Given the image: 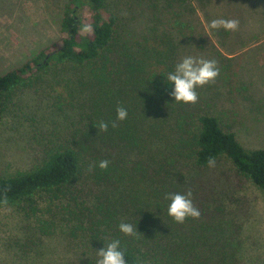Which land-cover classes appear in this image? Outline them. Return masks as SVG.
Returning <instances> with one entry per match:
<instances>
[{
    "label": "trees",
    "instance_id": "obj_1",
    "mask_svg": "<svg viewBox=\"0 0 264 264\" xmlns=\"http://www.w3.org/2000/svg\"><path fill=\"white\" fill-rule=\"evenodd\" d=\"M132 1L66 0L61 38L0 75V100H9L15 90L51 70L69 74L68 94L79 101L75 120L67 122L72 129L54 139L37 165L0 176V206L23 203L34 214L40 212L36 198L44 195L47 210L59 208L67 217L62 218L65 225L74 219L71 227L94 241L98 251L119 239L126 264H232V256L213 244L210 228L190 217L179 224L168 215L170 202L146 181L145 172L152 166L158 177L181 179V170L190 173L207 168L209 157L225 158L264 198V150L243 149L214 116L188 113L186 103L175 101L174 85L165 78L179 63L175 38L157 31L159 21L164 23L155 14L142 34H133L127 24L132 17L124 15ZM163 1L166 8L177 7L170 13L174 16L186 11V0ZM85 25L93 30L83 32ZM120 106L128 112L123 121L116 118ZM100 121L108 123L106 132L96 127ZM120 146L149 163L121 167L120 160L106 154ZM105 159L107 169L89 171ZM89 182L91 193L80 198L79 187ZM90 197L93 204L87 206L84 199ZM121 222L132 224L134 235L120 232ZM48 223L40 222L46 234L55 226Z\"/></svg>",
    "mask_w": 264,
    "mask_h": 264
},
{
    "label": "rangeland",
    "instance_id": "obj_2",
    "mask_svg": "<svg viewBox=\"0 0 264 264\" xmlns=\"http://www.w3.org/2000/svg\"><path fill=\"white\" fill-rule=\"evenodd\" d=\"M65 2L0 0V75L61 38ZM130 5L124 15L132 17L127 24L133 34H142L155 14L164 23L159 21L157 31L173 34L179 62L186 56L217 61L219 76L196 89L198 101L186 104L188 113H208L243 149L264 150V0H186V11L175 16L170 13L177 7L166 8L163 0H133ZM217 18L239 20L238 30H210L209 23ZM68 77L49 70L15 90L9 100H0V176L31 169L54 139L72 129L67 122L75 120L78 103L68 94ZM132 152L120 146L106 154L127 169L149 163ZM186 172L180 171L181 179H164L150 166L145 175L163 196L192 191L201 215L190 218L210 228L213 244L232 256V264H264L262 193L238 177L225 158L214 168ZM79 188L80 198L93 189L90 182ZM44 198H36L40 212L34 214L23 203L0 206V264H96L98 246L71 227L74 219L65 225L62 218L67 217L59 208L47 210ZM84 200L93 204L91 197ZM220 205L223 209L217 211ZM43 220L55 225L47 234L40 230Z\"/></svg>",
    "mask_w": 264,
    "mask_h": 264
},
{
    "label": "clouds",
    "instance_id": "obj_3",
    "mask_svg": "<svg viewBox=\"0 0 264 264\" xmlns=\"http://www.w3.org/2000/svg\"><path fill=\"white\" fill-rule=\"evenodd\" d=\"M208 28L210 30H219L223 28L225 31L235 32L239 28V20L217 18L213 19ZM93 29L91 25H85L82 29L83 32H91ZM220 74V69L217 66L216 60H208L204 58H196L192 56L184 57L179 63L175 65L174 71L167 73L166 81L174 85L171 95L177 102L195 104L198 101V94L196 89L203 87L209 82L214 81ZM127 110L120 106L116 108V118L118 121H123L127 118ZM99 131H107L108 123L100 121L96 126ZM112 127H116V123H112ZM209 168L216 166L214 157H209L207 161ZM100 169H107L109 166L108 160H101L98 165H90L89 171L94 167ZM192 191L186 193H169L165 196L170 203L167 208V213L174 219L176 223L182 224L186 218L191 217L198 219L201 215L199 209L194 206L192 201ZM7 204V199L3 201ZM119 231L125 235H134L137 229H134L130 223L121 222L118 225ZM96 264H126L125 252L121 250V242L119 239L113 240L97 251Z\"/></svg>",
    "mask_w": 264,
    "mask_h": 264
}]
</instances>
